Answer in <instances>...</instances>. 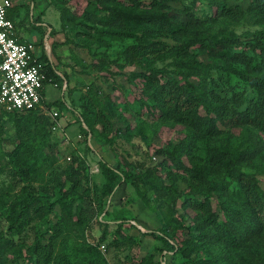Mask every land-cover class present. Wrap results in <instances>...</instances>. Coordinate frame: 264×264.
<instances>
[{"label":"rangeland","instance_id":"1","mask_svg":"<svg viewBox=\"0 0 264 264\" xmlns=\"http://www.w3.org/2000/svg\"><path fill=\"white\" fill-rule=\"evenodd\" d=\"M158 1L171 21L184 29L183 39L152 37L145 42L157 49L190 40L191 57L199 62L195 68L186 61L157 62L164 82L184 84L188 80L200 92H215L222 98L220 116L201 112V116L213 118L217 130L218 135L209 140H201L208 132L204 127L200 131L162 117L164 109L155 102L154 91L139 77L146 71L123 56L140 42L102 36L103 19L111 13L98 0H13L22 37L47 54L55 69L57 87L46 86L45 101H64L63 108L55 105L58 129H49L52 147L46 153L54 157V165L39 188L52 202L57 201L71 186L68 175L74 161L86 163L83 187L71 203L72 212L85 225L75 226L71 237L92 244L104 237L102 246L110 264H198L220 258L218 249H204L198 243L196 224L181 207L192 194L189 179L176 169L171 155L188 168L201 169L211 179L226 183L231 169L216 153L236 154L234 167L252 175L264 192V131L245 121L248 112L253 117L264 107V39H255L256 33L264 31V17L253 10L254 0L226 2V8L243 12L232 16L224 15L222 4L214 0ZM143 2L148 5L151 0ZM110 6L117 12L115 5ZM228 36L236 39L229 49L213 45L209 39ZM101 112L107 121L100 117ZM0 124L7 138L5 150L10 152L18 144L20 132L9 115L1 116ZM101 158L128 178H143L140 190L150 204L129 179L113 196L102 198L107 180ZM0 180L2 186L11 182L7 174ZM155 184L165 189L157 191L152 187ZM227 198L217 192L210 196L222 221ZM61 213L58 205L52 222ZM118 223L123 224L124 232L118 233ZM7 229L0 217V233ZM34 233L33 229L25 231L28 243ZM163 235L170 238L171 247L160 239ZM116 239L118 245H114Z\"/></svg>","mask_w":264,"mask_h":264},{"label":"trees","instance_id":"2","mask_svg":"<svg viewBox=\"0 0 264 264\" xmlns=\"http://www.w3.org/2000/svg\"><path fill=\"white\" fill-rule=\"evenodd\" d=\"M214 1L222 4V12L226 16L243 15L242 11L236 13L234 8H226L225 3L230 0ZM98 3L111 13L110 18L103 19L102 36L140 42L139 45L128 48L123 56L146 71L140 73L139 77L145 79L146 85L154 91L155 102L160 103L164 109L162 117L196 130L206 128L208 132L201 140L217 136L213 118L208 115L203 117L201 112L220 116L222 98L219 94L200 92L188 80L184 84L173 80L164 82L163 71L156 66L159 61L173 59L176 64L186 61L191 68H195L199 62L192 59L189 52L192 42L184 39L180 46L166 44L157 49H152L153 44L145 42L152 37L183 39L184 29L174 24L167 12H163V4L158 0H151L148 5L143 0H127L126 4L117 0H98ZM110 5H115L117 12ZM252 7L258 15L264 17V0H254ZM15 16L16 8L13 5L9 17L15 21ZM209 39L213 45L221 44L225 49L232 48L236 42L232 36L218 41L213 37ZM255 39L262 41L264 31L256 33ZM41 61L46 65L48 77L57 84L54 79L55 69L47 54H43ZM209 81L214 82L210 79ZM63 103L61 100L46 106L49 110L56 109L55 105L63 108ZM5 115L13 118L20 136L16 147L7 152V138L3 125L0 124V179L7 174L11 180L7 186H2L0 180V217L8 224L6 233H0V264H15L16 261L18 264H110L101 250L104 237L99 244L85 240L76 241L71 237L75 226L85 225L81 216L72 212L71 203L83 187L86 163L82 160L74 161L68 175L70 188L57 201L52 202L39 186L45 183L46 174L54 165V157L46 151L52 147L49 129H53L55 120L40 109L30 112H0V117ZM100 117L107 121L104 113L101 112ZM245 121L248 125L264 131V107L253 117L248 112ZM216 154L231 169L229 181L226 183L223 179H211L201 169L188 168L175 155H171L176 169L189 179L192 194L184 199L181 207L196 224L200 233L198 243L204 249L213 246L220 252L219 259L204 260L198 264H259L261 259L264 261V192L252 175L234 167L232 163L236 154ZM100 163L107 180L102 198L113 196L128 179L133 181V185L142 194L140 186L145 183L143 178H128L103 158ZM152 187L157 191L165 189L156 184ZM212 192L226 194L232 201H239L233 205L226 199V218L223 221L214 210L210 199ZM142 197L149 205L147 196L142 194ZM58 205L62 206V213L54 223L51 217ZM118 224V233L124 232L123 224ZM39 226L46 229L41 231ZM28 229L35 232L32 243H28L25 236ZM151 234L158 237L155 232ZM160 239L171 247L168 236L163 235ZM118 243L119 240L116 239L114 245ZM11 256L16 258L10 260Z\"/></svg>","mask_w":264,"mask_h":264},{"label":"built area","instance_id":"3","mask_svg":"<svg viewBox=\"0 0 264 264\" xmlns=\"http://www.w3.org/2000/svg\"><path fill=\"white\" fill-rule=\"evenodd\" d=\"M12 8L13 0H0V112L40 109L57 120L59 112L49 110L44 98L47 84H57L48 77L38 46L19 38L17 24L9 17ZM53 129H58L57 123Z\"/></svg>","mask_w":264,"mask_h":264},{"label":"crops","instance_id":"4","mask_svg":"<svg viewBox=\"0 0 264 264\" xmlns=\"http://www.w3.org/2000/svg\"><path fill=\"white\" fill-rule=\"evenodd\" d=\"M17 31H18V36H19V38L22 40V41H30V40H25L23 37H22V35H21V31H22V29L21 28H19L18 27V25H17ZM38 49H39V52L42 54V56H43V53L41 52V50H40V48L38 47Z\"/></svg>","mask_w":264,"mask_h":264}]
</instances>
